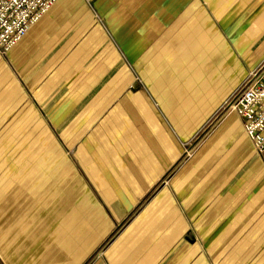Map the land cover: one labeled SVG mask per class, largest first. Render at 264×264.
I'll list each match as a JSON object with an SVG mask.
<instances>
[{"label": "crops", "instance_id": "crops-1", "mask_svg": "<svg viewBox=\"0 0 264 264\" xmlns=\"http://www.w3.org/2000/svg\"><path fill=\"white\" fill-rule=\"evenodd\" d=\"M263 34L264 0H58L0 51V264H264L227 108Z\"/></svg>", "mask_w": 264, "mask_h": 264}, {"label": "built area", "instance_id": "built-area-1", "mask_svg": "<svg viewBox=\"0 0 264 264\" xmlns=\"http://www.w3.org/2000/svg\"><path fill=\"white\" fill-rule=\"evenodd\" d=\"M58 0H0V51L7 53ZM91 1V0H88ZM264 165V67L231 99Z\"/></svg>", "mask_w": 264, "mask_h": 264}, {"label": "rangeland", "instance_id": "rangeland-1", "mask_svg": "<svg viewBox=\"0 0 264 264\" xmlns=\"http://www.w3.org/2000/svg\"><path fill=\"white\" fill-rule=\"evenodd\" d=\"M92 1V0H91ZM264 41V34L263 35H261V37L258 39V41L254 44V50H256L257 49V46H263L262 45V42ZM264 52V51H263ZM262 51H261V53L259 54V56H261V54L263 53ZM258 56V57H259ZM258 57L256 58V59H254L253 61H252V63H251V65L249 66V63L247 64L246 62H245V65H247L245 68H246V70L247 71H249L250 72V70H251V66H253V64L255 63V61L258 59ZM248 62H250V61H248ZM263 67H264V58L260 61V63H259V65H258V67L257 68H255V70L253 69L251 72H250V74L245 78V80H244V83H243V87H245V85L250 81V80H252L256 75H259L260 74V72L262 71V69H263ZM237 95V94H236ZM236 95H234V97L236 96ZM232 99V98H231ZM231 99L229 100V102H228V104H227V108L228 109H231L230 108V103H231Z\"/></svg>", "mask_w": 264, "mask_h": 264}]
</instances>
